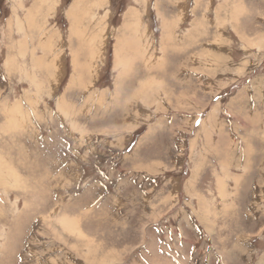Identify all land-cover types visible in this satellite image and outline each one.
Returning a JSON list of instances; mask_svg holds the SVG:
<instances>
[{"label":"rangeland","instance_id":"374dc122","mask_svg":"<svg viewBox=\"0 0 264 264\" xmlns=\"http://www.w3.org/2000/svg\"><path fill=\"white\" fill-rule=\"evenodd\" d=\"M0 264H264V0H0Z\"/></svg>","mask_w":264,"mask_h":264}]
</instances>
